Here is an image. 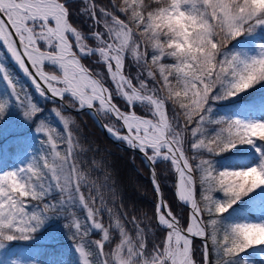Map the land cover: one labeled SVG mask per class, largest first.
<instances>
[{
    "label": "snow or ice",
    "instance_id": "6c2138e0",
    "mask_svg": "<svg viewBox=\"0 0 264 264\" xmlns=\"http://www.w3.org/2000/svg\"><path fill=\"white\" fill-rule=\"evenodd\" d=\"M0 85V264H264V0H0Z\"/></svg>",
    "mask_w": 264,
    "mask_h": 264
},
{
    "label": "trees",
    "instance_id": "16d2710c",
    "mask_svg": "<svg viewBox=\"0 0 264 264\" xmlns=\"http://www.w3.org/2000/svg\"><path fill=\"white\" fill-rule=\"evenodd\" d=\"M100 2L106 5L108 3V0H100ZM132 71L135 72V69L133 68ZM21 81L25 84L26 87L28 86V83L22 77ZM28 90L30 92L33 91L31 88H28ZM37 98L40 99L39 97ZM41 103L46 108H50L52 106L50 103H47L43 100H41ZM137 110L141 111V109L139 108ZM69 111L71 112V115L76 118L77 122H79L82 126L83 132L88 140L94 141L97 145H99V148L103 153L105 159L111 160L123 175H128L129 173H131L134 176L135 182L138 186V191L133 194L135 208H130L128 202L125 200V209L129 211L130 215L151 216L155 197L150 183L148 168L144 163H142V159L139 157V155L130 152L128 149H123L113 144L96 126L90 116L83 113H77L71 109ZM45 115H48V113L46 112ZM52 122L53 124H57L54 117L52 118ZM133 155H135V160L131 158ZM157 172L161 175L162 184H164L165 182L163 180V175L167 174L164 173V170L160 164L157 165ZM164 194L166 198L171 199V192L169 190V187H164ZM177 211L186 210L178 208ZM60 223H63V221H61ZM105 223H107V219H105ZM55 228H58V224L51 223L48 227V232L52 231V229ZM45 235H47V232L45 233ZM19 243L28 244L31 242ZM197 243H199V241H197ZM38 244L39 242L37 241L36 245Z\"/></svg>",
    "mask_w": 264,
    "mask_h": 264
},
{
    "label": "water",
    "instance_id": "95a60500",
    "mask_svg": "<svg viewBox=\"0 0 264 264\" xmlns=\"http://www.w3.org/2000/svg\"><path fill=\"white\" fill-rule=\"evenodd\" d=\"M21 76H22V74H21ZM23 77V76H22ZM23 79L27 82V80H26V78H24L23 77ZM28 83V82H27ZM95 123V122H94ZM96 124V126L101 130V132L113 143V144H115L116 146H118V147H120V148H123V149H127L123 144H121V143H117V142H115L107 133H106V131L104 130V129H102L101 127H100V125L99 124H97V123H95ZM138 155V154H137ZM140 157V156H139ZM141 158V157H140Z\"/></svg>",
    "mask_w": 264,
    "mask_h": 264
},
{
    "label": "rangeland",
    "instance_id": "374dc122",
    "mask_svg": "<svg viewBox=\"0 0 264 264\" xmlns=\"http://www.w3.org/2000/svg\"><path fill=\"white\" fill-rule=\"evenodd\" d=\"M21 82H22V81H21ZM23 82H24V81H23ZM0 86H2V85H0ZM53 125L56 126V127H58V126H59V127H62V125H58V124H53ZM57 125H58V126H57ZM59 127H58V128H59ZM160 165H161V167L163 168L164 173L167 174V173H166L167 165H166V164H163V163L160 164ZM164 176H165V175H163V177H164Z\"/></svg>",
    "mask_w": 264,
    "mask_h": 264
}]
</instances>
